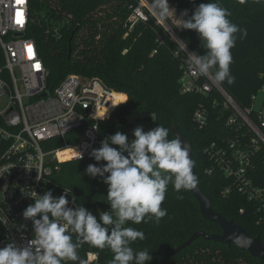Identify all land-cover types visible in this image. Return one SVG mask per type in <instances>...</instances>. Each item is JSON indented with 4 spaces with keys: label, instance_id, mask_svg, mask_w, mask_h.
<instances>
[{
    "label": "trees",
    "instance_id": "obj_1",
    "mask_svg": "<svg viewBox=\"0 0 264 264\" xmlns=\"http://www.w3.org/2000/svg\"><path fill=\"white\" fill-rule=\"evenodd\" d=\"M139 2L30 0V24L26 35L35 40L45 62L48 89L53 92L68 74H79L99 77L109 87L127 95V100L120 103L107 119L100 120V135L94 148H99L106 136L117 131L130 138L129 118L133 115L154 118L156 127L161 124L169 129V139L175 138L172 127L177 126L192 143L195 175L200 187L210 197L214 210L233 219L246 229L249 236H260L264 243V200H248L237 190L226 194L225 188L233 179L227 177L206 152L213 142L224 144L238 133L248 135L247 128L228 123L232 111L224 107L215 90L209 94L183 91L181 77L188 66L187 57L156 16L148 11L147 20L137 22L131 30L126 27L129 15ZM207 2L169 0V5L183 12L187 10L191 16L200 3ZM218 2L231 12L229 19L248 32L247 37L238 38L231 49L233 63L230 70L235 83L222 85L242 108H252L253 94L264 86V0H246L243 4L240 0ZM150 3L153 6L154 0ZM154 9L159 14L158 9ZM164 20L193 52L205 54L206 49L201 46L195 30L177 26L169 16ZM124 95L115 94V99L123 100ZM215 97L220 101L217 105H214ZM200 106L208 109V122L202 128L194 116ZM257 112L252 110V118L257 119ZM81 130L68 134V142H75V135ZM63 143V139L56 137L46 141L44 146L49 150ZM252 160L249 176L264 198V146L255 151ZM103 163L106 162H97L89 154L80 160L54 161L52 166L56 168L48 175V188L67 189L71 198L76 199L75 204L72 203L74 207L82 205L98 217L99 212L110 209L106 202L108 185L99 176H89L85 169L89 164L99 166ZM161 207L167 209V215L159 223L153 219L147 223L129 222L125 225L145 233L146 239L137 240L132 247L151 250L153 259L148 264H264L259 257H253L234 243L225 244L204 237H199L175 255L167 254L197 230L221 233L222 228L204 218L199 202L189 190L177 193L169 184ZM242 207L244 213L240 212ZM2 232L0 225V236ZM89 251L99 254L97 264H112L110 249L101 250L88 243L81 244L79 260L75 264H85ZM67 264L74 262L68 261Z\"/></svg>",
    "mask_w": 264,
    "mask_h": 264
},
{
    "label": "built area",
    "instance_id": "obj_2",
    "mask_svg": "<svg viewBox=\"0 0 264 264\" xmlns=\"http://www.w3.org/2000/svg\"><path fill=\"white\" fill-rule=\"evenodd\" d=\"M29 4L30 0H0V216L7 217L8 221L7 225L0 224L3 230L0 247L10 240L23 246L32 238V221L25 220L22 213L34 203V199L22 191L34 190L43 194L50 190L48 175L56 168L52 163L80 160L77 159L79 152L84 159L97 145L100 120L107 119L127 98L99 77L78 74H68L53 92L49 90L45 62L35 40L26 35L30 24ZM145 6L159 20L148 0H140L126 21L129 30L137 22L148 19ZM164 26L187 57L182 50V39ZM186 51L193 52L187 45ZM181 82L184 92L209 94L215 90L224 107L232 111L228 123L247 128L248 135L238 133L224 144L213 142L206 148L226 176L233 179L225 193L237 190L248 200H264L262 192L253 185L249 176L255 151L264 146L262 109H256L257 119L252 118L254 107L242 108L222 84L214 82L211 74L193 75L188 66ZM260 92L264 93V86L253 94L254 101ZM121 93L126 98L117 101L115 94ZM217 103L220 101L215 97L214 105ZM194 116L202 128L208 122V109L200 106ZM78 129L82 130L75 135L76 141L68 142L67 135ZM56 137L63 139L64 143L46 149V141ZM39 174L43 179L37 181ZM64 190L67 189L58 188L52 192L59 197ZM67 198L69 206L74 207L71 196ZM240 212L244 213L245 208L242 207ZM22 224L26 228L18 231ZM73 238L76 239L75 234ZM98 258L97 252L89 251L85 264H97Z\"/></svg>",
    "mask_w": 264,
    "mask_h": 264
},
{
    "label": "clouds",
    "instance_id": "obj_3",
    "mask_svg": "<svg viewBox=\"0 0 264 264\" xmlns=\"http://www.w3.org/2000/svg\"><path fill=\"white\" fill-rule=\"evenodd\" d=\"M245 2L240 0L242 4ZM153 7L158 9L161 18L167 19L171 9L169 0H154ZM230 16L231 12L218 0L200 3L191 16L187 10L183 12L182 17L187 19L181 18L180 26L195 30L201 46L206 49L203 55L187 52L183 43L182 50L187 54L193 75L211 74L215 83H235L230 70L233 63L231 49L237 39H245L248 32L233 23ZM133 136L131 139L117 131L106 136L100 147L89 153L95 161L106 162L99 166L89 164L85 169L89 176H99L108 185L106 202L110 209L99 212L98 217L82 205L70 207L67 197L71 194L67 190L59 197L54 196L52 190L43 194L34 190L22 191L34 199L22 213L25 220L32 221V238L23 246L10 240L0 247V264H67L68 261L75 264L82 243L101 250L110 249L112 264H148L153 259L151 250L132 247L137 240L146 239L145 233L125 225L147 223L153 219L159 223L167 215V209L161 205L169 184L181 193L193 189L198 177L193 172L195 161L190 158L187 146L179 138L169 139L168 128L159 124L145 131L143 126H137ZM77 159H82V153L79 152ZM36 179L43 178L39 174ZM75 201L72 196V203ZM7 223V217L0 216V224ZM13 226H16L15 222ZM24 228L26 225L22 224L17 230Z\"/></svg>",
    "mask_w": 264,
    "mask_h": 264
},
{
    "label": "water",
    "instance_id": "obj_4",
    "mask_svg": "<svg viewBox=\"0 0 264 264\" xmlns=\"http://www.w3.org/2000/svg\"><path fill=\"white\" fill-rule=\"evenodd\" d=\"M162 22V20H160ZM163 19V24L167 22ZM167 27L173 32L171 27L167 24ZM72 48L70 46L69 54H71ZM172 132L175 138H179L184 146H187L189 150V156L192 159L193 147L189 139L184 137L177 126L172 127ZM195 174V169H193ZM192 195L197 199L200 204L201 212L206 220L218 224L222 228L221 233H209L205 230H197L187 240L179 244L176 248L168 250L167 254L175 255L184 248L188 247L193 241L199 237H204L207 240H213L215 242H221L225 244H236L242 250L249 252L253 257H259L264 263V243L260 236L251 237L247 233L246 229L236 223L233 219H228L221 213L214 210L212 202L208 194L197 183L193 189L189 190ZM84 244V243H82Z\"/></svg>",
    "mask_w": 264,
    "mask_h": 264
},
{
    "label": "rangeland",
    "instance_id": "obj_5",
    "mask_svg": "<svg viewBox=\"0 0 264 264\" xmlns=\"http://www.w3.org/2000/svg\"><path fill=\"white\" fill-rule=\"evenodd\" d=\"M148 2L150 3V0H148ZM151 4V3H150ZM152 6V4H151ZM152 8H154L152 6ZM155 10V9H154ZM145 11H149L148 7L145 6ZM156 11V10H155ZM157 16L159 17V20H162L163 23V18H161V16L158 14V12L156 11ZM152 14V13H150ZM183 14V10L176 8V7H171L168 16L172 19V21L177 25L180 26L182 23V19L184 18L182 17ZM160 22V21H159ZM165 22V21H164ZM161 23V22H160ZM161 23V24H162ZM163 25V24H162ZM167 25V24H166ZM165 27V26H164ZM166 28V27H165ZM167 29V28H166ZM79 75V74H78ZM83 76V75H82ZM122 94V93H121ZM125 94V93H124ZM126 95V94H125ZM127 99V98H126ZM254 108L255 109H262V112L264 113V93L260 92L254 102ZM129 122H130V127H129V135L131 139H134L133 136V129L137 126H143L145 131H148L152 128L156 127V123L155 120L153 118H147L145 116H141L138 117L136 115L130 116L129 118Z\"/></svg>",
    "mask_w": 264,
    "mask_h": 264
}]
</instances>
